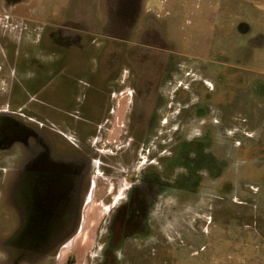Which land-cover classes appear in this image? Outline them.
<instances>
[{
	"label": "rangeland",
	"instance_id": "1",
	"mask_svg": "<svg viewBox=\"0 0 264 264\" xmlns=\"http://www.w3.org/2000/svg\"><path fill=\"white\" fill-rule=\"evenodd\" d=\"M47 1L55 19L112 14L136 97L97 125L78 210L67 223L60 211L57 235L35 207L32 237L48 238L25 239L33 251L12 264H264V0ZM16 113L2 132L33 140L42 122ZM47 159L55 182L60 162ZM41 195L50 215L62 198Z\"/></svg>",
	"mask_w": 264,
	"mask_h": 264
},
{
	"label": "crops",
	"instance_id": "2",
	"mask_svg": "<svg viewBox=\"0 0 264 264\" xmlns=\"http://www.w3.org/2000/svg\"><path fill=\"white\" fill-rule=\"evenodd\" d=\"M49 4L0 0V107H4L0 121L21 110L42 122L32 127L33 140L25 131L23 142L16 140L12 127L3 132L0 128V182L13 173L6 195H0L6 198L0 209V264L16 263L28 250L32 252L25 239L48 238H33L31 233L35 207L41 217L46 211H40L49 205L41 190H57L55 185L50 189L42 185L40 167L50 162L48 156L52 163L60 158L64 164L80 163L77 155L50 153L66 147L69 141L63 134L84 140L105 117L126 115L130 106L125 61L129 54L122 47L121 24L114 33L112 14L100 19L80 14L66 19L43 16L40 7ZM103 35L120 44L108 45ZM61 260L57 264H66Z\"/></svg>",
	"mask_w": 264,
	"mask_h": 264
},
{
	"label": "flooded vegetation",
	"instance_id": "3",
	"mask_svg": "<svg viewBox=\"0 0 264 264\" xmlns=\"http://www.w3.org/2000/svg\"><path fill=\"white\" fill-rule=\"evenodd\" d=\"M129 91H127L126 96L130 99L135 98L136 97V92L134 90V88L129 84ZM134 100V99H133ZM131 104V103H130ZM152 109H150L149 111H151ZM152 112V111H151ZM129 113V111H128ZM136 118L139 119V121L141 123H144L145 120L141 119V114L139 112H136ZM152 114V113H151ZM127 115V114H126ZM125 115V116H126ZM145 115L147 117H149L150 113L146 112ZM108 119V117H105L101 123H103L104 121H106ZM96 127V130H94L93 133H91L90 135H88L86 137V139L81 140L79 138V135L76 134H66L64 133L63 136L66 137L68 139V144L66 145V147H62V149H59V153L57 154L58 156H70L72 154L77 155L80 157V163L72 165V164H64L63 161L60 158V164H58L59 168L56 170V179L55 182L54 180H52L50 178V176L48 175V173L46 172V165L44 164L43 166L40 167V174H39V179L42 182V185L46 188L49 187V189L51 187H53L54 185L57 187L56 191H49L46 190L47 192H58L60 195H58L59 197L61 196L62 200H60L57 203V208H55L52 212H51V216L49 215V210L45 212V219L43 221H46L47 223H49V220H51V222H53V225L46 228V229H50L53 228V230H56L55 234L58 235V229L59 226L57 227L55 224V221L58 220V214H62V218L61 219H65V222L67 221V219L70 218L71 216V212L74 211L75 209L78 210V208L80 207L78 205L77 208V204L79 201L82 200L83 196V191L85 188V181L87 182V179L90 177V173H91V167L92 166H96V162L95 157H96V151H94V144L95 142L94 139L96 137V134L101 132V129H99ZM24 136H20L18 137L16 135V140L17 141H22ZM39 169V168H38ZM68 178H70V180H67ZM67 181H71V183L74 184V186H72L73 188L76 187L77 192L75 191H71L70 187L71 185H69L68 187L66 186ZM89 181V179H88ZM67 190H69L68 192H66L64 194V192ZM49 195H45L44 196V200L47 201V197ZM67 197L68 200V204L66 205L64 203V198ZM63 203V204H62ZM67 206V209H66ZM55 218V220H54ZM59 221V220H58ZM62 221V220H60ZM64 222V223H65ZM67 223V222H66ZM50 224V223H49ZM55 224V227H54ZM54 237V236H53ZM63 239V238H62ZM61 239V240H62ZM59 240V242L61 241Z\"/></svg>",
	"mask_w": 264,
	"mask_h": 264
}]
</instances>
